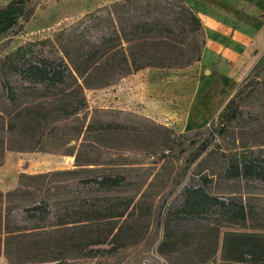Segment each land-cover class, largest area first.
Wrapping results in <instances>:
<instances>
[{"label":"rangeland","instance_id":"obj_1","mask_svg":"<svg viewBox=\"0 0 264 264\" xmlns=\"http://www.w3.org/2000/svg\"><path fill=\"white\" fill-rule=\"evenodd\" d=\"M10 1L0 0V8ZM28 1L32 17L0 37L2 59L31 44L53 54L52 44L59 47L67 32L88 22V15L122 0ZM191 66L186 71L145 69L107 87L85 89L88 109L77 118L52 127L39 146L30 137L32 132L38 134L39 127L24 115L17 120L16 130L0 132V215L4 219L8 206L22 210L46 203L51 210L44 231L25 232L20 239L24 261L64 255L74 261L80 257L75 248L79 239L88 241L92 231L108 228L104 216L95 219L91 213L105 211L115 199L135 198L136 208L119 222L121 231L113 255L100 258L99 262L83 259L85 264H206L204 259H208V264H221L226 228L218 230L202 220H176L168 226L163 221L160 225L158 209L163 205V195H172V202L189 186L205 187L222 200L235 195L244 199L251 196L252 204L264 207V188L241 187L223 177L229 154L246 153L264 142V123L244 129L228 127L220 133L222 120L217 115L221 107L207 124L191 129L192 84H188L194 83L196 74L203 77ZM257 78L261 81L258 84ZM148 83L155 84L150 92ZM246 83L238 90L243 89L248 95L240 96L237 102L253 113L263 110L260 104L264 101V63ZM64 99L50 98L46 105L54 113ZM66 171L77 174H57ZM103 175H122L130 182L114 191L99 193H88L80 186L84 179ZM19 185L18 193L8 198ZM57 213L71 223L68 227L75 226L72 222L78 220L90 224L57 233L56 227L51 226L56 223ZM165 240L174 244L163 246L161 255L158 249ZM17 246L12 245V254ZM112 247L113 243L107 242L89 249ZM0 264H9L3 251Z\"/></svg>","mask_w":264,"mask_h":264},{"label":"trees","instance_id":"obj_2","mask_svg":"<svg viewBox=\"0 0 264 264\" xmlns=\"http://www.w3.org/2000/svg\"><path fill=\"white\" fill-rule=\"evenodd\" d=\"M28 3V0H12L0 8V37L32 17L33 11ZM193 5L188 0L114 2L88 15V22H82L67 32L59 41V47L52 44L53 54L31 44L4 59L0 57V132L16 130L17 120L24 115L39 127L38 134L32 132L30 135L35 146H39L52 127L77 118L88 109L85 89L107 87L147 68L184 69L193 65L201 59L205 46L203 24ZM13 76L19 79H13ZM244 95L248 93L239 89L218 113L217 118L222 120L223 127L220 133L228 127L244 129L264 123V101L260 104L263 110L253 113L237 102ZM61 96L65 99L53 113L46 101ZM22 98L29 100L23 102ZM52 113L58 117L52 118ZM57 174H77V171ZM223 177L241 187L264 188V142L256 149L249 148L246 153L229 154ZM129 182L122 175H103L84 179L80 186L88 193H99L114 191ZM20 188L19 185L7 197L17 194ZM171 196L163 195V205L158 209L160 225L163 221L168 226L176 220H202L218 230L226 228L221 264H264V207L252 204L251 196L244 199L235 195L222 200L205 187L193 186L184 188L169 202ZM115 200L105 211L91 213L95 219L104 216L108 228L92 231L94 234L88 241L79 239L75 248L80 257L74 261H69L65 255L38 262L24 261L20 239L27 234L25 232L44 231L49 225L51 210L46 203L22 210L8 206L4 219L0 215V255L3 251L9 264H85L83 259L85 262H99L100 258L110 257L120 236L119 222L136 208L135 198ZM64 217L57 213L56 223L51 225L56 227L57 233L71 228L75 231L90 224V221L78 220L72 222L75 226L68 227L71 223L64 221ZM107 242L113 243L114 247L109 250L89 249ZM172 243V240H165L158 252L162 255L163 246ZM14 244L18 246L12 254ZM203 262L208 264V259Z\"/></svg>","mask_w":264,"mask_h":264},{"label":"crops","instance_id":"obj_3","mask_svg":"<svg viewBox=\"0 0 264 264\" xmlns=\"http://www.w3.org/2000/svg\"><path fill=\"white\" fill-rule=\"evenodd\" d=\"M190 1L196 6L205 32L201 59L191 66L203 77L196 74L194 83L188 84H192L190 128L198 129L264 63V0ZM260 82L257 78L256 83ZM154 85L148 83L149 92Z\"/></svg>","mask_w":264,"mask_h":264}]
</instances>
